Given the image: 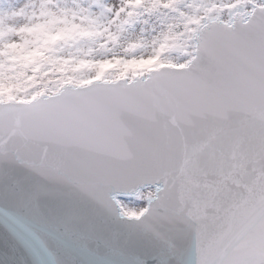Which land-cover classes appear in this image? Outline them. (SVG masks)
I'll return each instance as SVG.
<instances>
[{"label": "snow or ice", "instance_id": "obj_1", "mask_svg": "<svg viewBox=\"0 0 264 264\" xmlns=\"http://www.w3.org/2000/svg\"><path fill=\"white\" fill-rule=\"evenodd\" d=\"M0 264H264V0H0Z\"/></svg>", "mask_w": 264, "mask_h": 264}]
</instances>
